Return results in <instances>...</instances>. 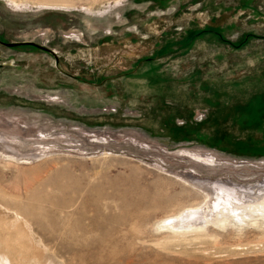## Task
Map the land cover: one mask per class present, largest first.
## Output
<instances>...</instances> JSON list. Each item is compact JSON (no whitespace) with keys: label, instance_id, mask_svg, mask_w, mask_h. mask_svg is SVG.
<instances>
[{"label":"rangeland","instance_id":"1","mask_svg":"<svg viewBox=\"0 0 264 264\" xmlns=\"http://www.w3.org/2000/svg\"><path fill=\"white\" fill-rule=\"evenodd\" d=\"M0 254L264 264V0H0Z\"/></svg>","mask_w":264,"mask_h":264},{"label":"bare ground","instance_id":"2","mask_svg":"<svg viewBox=\"0 0 264 264\" xmlns=\"http://www.w3.org/2000/svg\"><path fill=\"white\" fill-rule=\"evenodd\" d=\"M195 214V213H194ZM191 218V217H190ZM185 221V220H184ZM225 221V220H224ZM182 222V221H181ZM189 222H191V221H189ZM163 224V223H162ZM163 225H165L166 227H170V230L172 229V231L173 232H175V233H180V235H184L187 231H190L193 227L194 228H200V226H195V225H192L191 223H187L186 225H182V224H178V225H176L174 222H172V221H170V222H168V221H166V222H164V224ZM202 231V230H201ZM193 233H195V232H193ZM3 255H5V254H3ZM3 255H1L0 254V264H6V259H7V261L8 262H10V264H14L15 263V259H13V258H10L9 257V255L6 257V256H3ZM9 259V260H8ZM5 260V261H4ZM8 264V263H7Z\"/></svg>","mask_w":264,"mask_h":264},{"label":"trees","instance_id":"3","mask_svg":"<svg viewBox=\"0 0 264 264\" xmlns=\"http://www.w3.org/2000/svg\"><path fill=\"white\" fill-rule=\"evenodd\" d=\"M218 36L220 37V40H222L223 42L229 44V45H232L233 47H240L242 45H244L246 42L245 40H243L242 42L238 43V44H234V43H231L230 41L226 40L222 35H220L218 33ZM244 43V44H243Z\"/></svg>","mask_w":264,"mask_h":264},{"label":"water","instance_id":"4","mask_svg":"<svg viewBox=\"0 0 264 264\" xmlns=\"http://www.w3.org/2000/svg\"><path fill=\"white\" fill-rule=\"evenodd\" d=\"M4 44L7 45V46H13V45H16L15 43H4ZM20 44H31V45H34V46L40 47V46L36 45V44L33 43V42H20ZM45 49L51 51V50L48 49V48H45Z\"/></svg>","mask_w":264,"mask_h":264},{"label":"crops","instance_id":"5","mask_svg":"<svg viewBox=\"0 0 264 264\" xmlns=\"http://www.w3.org/2000/svg\"><path fill=\"white\" fill-rule=\"evenodd\" d=\"M246 43H247V42H246ZM246 43H245V44H246ZM245 44H244V45H245Z\"/></svg>","mask_w":264,"mask_h":264}]
</instances>
